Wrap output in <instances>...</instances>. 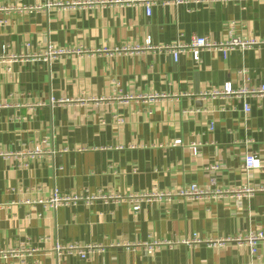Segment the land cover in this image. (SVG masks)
I'll use <instances>...</instances> for the list:
<instances>
[{
  "label": "crops",
  "instance_id": "1",
  "mask_svg": "<svg viewBox=\"0 0 264 264\" xmlns=\"http://www.w3.org/2000/svg\"><path fill=\"white\" fill-rule=\"evenodd\" d=\"M232 31L264 41V0H0V51L21 57L12 72L0 64V251L40 249L0 264H264V243L253 259L236 244H182L264 230V192L138 199L194 184L264 188V97L204 95L264 85V44L203 51L200 63L159 50ZM247 155L263 163L250 176ZM54 194L81 199L54 208ZM156 241L172 244L149 254ZM71 242L103 250L58 258L55 245Z\"/></svg>",
  "mask_w": 264,
  "mask_h": 264
},
{
  "label": "built area",
  "instance_id": "2",
  "mask_svg": "<svg viewBox=\"0 0 264 264\" xmlns=\"http://www.w3.org/2000/svg\"><path fill=\"white\" fill-rule=\"evenodd\" d=\"M179 1V0H178ZM89 5V4H88ZM53 5H47V7H51ZM59 6V5H56ZM76 6V5H75ZM23 10L32 12L36 10L35 8H23ZM147 12L150 13V8L148 7ZM151 44V41H147V46ZM264 41H258L255 39H244L238 34L231 32L229 38L225 42L217 43L208 39L207 37H194L190 43H175L173 45H169L164 48H160L159 50H166L172 53L176 62L179 61L181 54L183 53H190L196 63L201 62V53L203 51H214L219 52L223 55L224 58H227L229 52L231 51H246L254 46L263 45ZM150 48V47H148ZM64 54V52H54L50 51L47 55L50 56H57ZM16 55H10L8 53L7 47H2L0 51V64L7 65V71L12 72L11 64L20 59ZM205 96H210L213 98L216 97H239L247 99L249 97L254 98H263L264 97V85L260 88H242V89H234L231 83L224 85L222 89L214 90L210 93H205ZM244 111L248 115L251 112V107L248 103L245 102ZM212 126V125H211ZM180 144V141L176 142ZM192 154L194 156L198 155L199 148L197 145H193L191 147ZM44 151L40 147H36L35 149L28 150V152L23 153L22 155L35 157L38 155L43 154ZM2 154V153H0ZM263 167V163L261 160L256 158L253 155H247L245 157L243 169L247 176H250L253 171L259 170ZM219 167L214 166L211 167L210 171H216ZM214 184V181H212ZM257 192H264V188L257 187V188H243V189H222V188H200L197 185H188L182 187L181 189L177 190L176 192H159L153 191L151 193H147L146 195L140 196L138 199L140 200H151V199H168L171 200L172 198H179L183 201H200V200H208V199H217L221 197H241L244 195L253 196ZM99 197H86L88 202H91ZM80 197H62L57 194H54L52 199L47 202L48 205L56 208L59 205L68 204L75 200H80ZM139 206H136L135 210H139ZM264 243V230L262 229H255L251 230L245 234L237 235L236 237L232 238H224V239H216V240H202L196 235L192 239H186L182 242L189 247H196L202 244L208 245L214 248H225L229 244H236L239 248H247L249 253L253 258L257 257L259 246ZM171 245V242H160L156 241L147 245V251L149 254H153L156 250H158L163 245ZM103 247L100 245H93V244H79L76 242H71L68 244H60L57 243L54 247V252L58 258H62L65 256H78L82 260L88 259L92 254L102 251ZM40 252V249L30 247L25 243H21L18 245L17 248L11 249L9 251H0V255L3 257H17L22 261L26 262L29 259L36 256V254ZM252 264V263H250Z\"/></svg>",
  "mask_w": 264,
  "mask_h": 264
}]
</instances>
